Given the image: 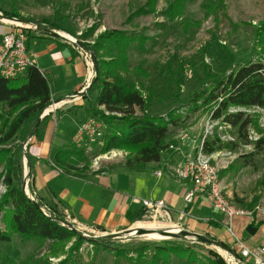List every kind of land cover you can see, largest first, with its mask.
I'll return each instance as SVG.
<instances>
[{
	"label": "rangeland",
	"instance_id": "1",
	"mask_svg": "<svg viewBox=\"0 0 264 264\" xmlns=\"http://www.w3.org/2000/svg\"><path fill=\"white\" fill-rule=\"evenodd\" d=\"M170 1L157 0L153 11L143 13L147 0H0V15L6 18L5 14L14 13L22 25L44 23L48 30L67 34L83 46L93 44L104 31L117 30L146 36L148 40L142 51L135 43L128 47L127 70L122 75L128 84L135 86L147 98L148 112L164 119L174 118L165 140L166 153L170 152L168 145L176 147L177 136L184 134L194 140L193 146H197L203 140L207 124L213 125L204 144L220 146L211 153V162L218 166L223 185L233 192L234 199L236 192L242 194L241 204L246 205L251 200L264 206V109L230 110L242 111L251 120L244 140L238 138L236 128L211 120V107L203 106L202 101L196 105L193 102L197 94L211 88L212 78L227 75L245 63L264 64V41L263 49L257 43V28L264 21V0H223L222 4L218 0H186L180 15L173 19L164 14ZM208 8H212L213 13H208ZM4 18H0L1 27L12 31ZM188 22H197L198 26L185 28ZM21 32L26 37L30 34ZM113 53L115 50L106 45L100 54L105 58ZM135 67H140L144 75L133 71ZM90 112L89 116H94ZM136 114L141 115V112L136 109ZM105 115L108 116L107 113ZM104 124L107 136L112 128ZM104 143L105 138L90 151H81L82 155L73 159L76 168L84 172L94 169L101 174L116 168L128 171L142 168L130 170L125 167L126 160L133 157L125 150L111 149L101 153ZM65 148L75 147L71 141ZM20 165L23 176L22 158ZM141 174L132 175L134 180L130 179L131 183L127 180L120 183V190L130 192L131 187L139 186V182L142 185ZM4 192L5 188L0 184V197ZM140 194L135 193L134 196L139 198ZM138 198L132 201L138 205L137 208H130L126 214L127 227L117 231L106 232L70 222L89 240L83 241L77 251L67 253L73 239L67 244L22 242L15 235L9 244L0 243V264H149L159 248L174 247L187 252H168L167 258L160 253L158 264H219L218 261H222L219 247L198 243L189 239V235L187 238H183L184 235L174 237L159 233V229H143L146 223L153 224L155 228L166 224L151 221L143 224ZM4 221L5 216L0 213L1 231L5 228ZM211 227L218 230L217 226ZM181 228L186 234H200L219 243L223 241L218 234ZM164 230L168 232L171 228L165 227ZM223 230L222 237L229 238V233ZM91 240L98 243L93 245ZM101 244H108L107 248Z\"/></svg>",
	"mask_w": 264,
	"mask_h": 264
},
{
	"label": "trees",
	"instance_id": "2",
	"mask_svg": "<svg viewBox=\"0 0 264 264\" xmlns=\"http://www.w3.org/2000/svg\"><path fill=\"white\" fill-rule=\"evenodd\" d=\"M156 1L147 0L146 9L142 12L153 11ZM185 1L171 0L164 11L167 18L178 17ZM222 1L218 0L220 4ZM207 12L213 13V9L208 8ZM5 15L17 18L14 13ZM184 26L197 27L198 23L188 22ZM147 40L144 35L134 36L112 30L99 34L93 44L84 45L87 50L94 53L97 61L96 77L86 91V94L96 93L90 114L94 113L93 117L102 119L112 128L105 136V143L100 152L105 153L111 149L127 151L133 156L125 163V167L130 170L160 162L161 155L167 148L165 140L168 128L175 121L174 118L164 119L148 112L147 98H144L135 86L128 84L122 75L123 71L127 70L128 47L135 43L142 51ZM263 41L264 21L260 22L257 28V43L261 49H263ZM106 45L113 48L115 53L103 58L100 53ZM133 71L144 75L140 67H135ZM210 82L212 86L209 90H204L194 97V105L202 101L203 106L211 107V120H219L236 128L238 138L245 140L251 120L242 111L230 112V110L264 109V64L245 63L231 70L227 75L212 78ZM51 101L49 77L34 65L16 78L6 79L0 76V184L5 188V192L0 197V213L5 216V228L3 231L0 230V243L9 244L15 235L22 242L51 241L56 244H67L73 239L67 252L69 254L77 251L87 239L80 232L62 226L58 223V218L46 217L39 209L41 207L39 203L34 205L30 201L23 189L20 165L21 142L25 139L24 136H20L22 130L28 123L36 121ZM136 109L141 115L136 114ZM17 139L19 142L15 143ZM218 149L220 146H214L213 143L203 145L205 154H211ZM81 155L82 152L75 148H63L54 152L52 162L65 175L81 178L78 174L84 171L76 168L73 163V159ZM94 243L98 242H91L95 245ZM101 245L107 248L108 244ZM168 252L177 254L187 250L176 247L159 248L149 264H158L160 253L167 258ZM218 263L223 264L221 260Z\"/></svg>",
	"mask_w": 264,
	"mask_h": 264
},
{
	"label": "crops",
	"instance_id": "3",
	"mask_svg": "<svg viewBox=\"0 0 264 264\" xmlns=\"http://www.w3.org/2000/svg\"><path fill=\"white\" fill-rule=\"evenodd\" d=\"M6 32L8 31L0 25V34ZM26 47L32 55L34 66L49 77L52 100L57 101L75 95L91 83L92 79L89 77L83 58L67 42L51 36L30 33L26 39ZM95 96V92L87 94L85 92L79 100L69 101L55 114L44 116L40 120L37 118L22 130L21 135L25 137L23 142L30 140L26 159L30 175L29 187L35 194L36 202L52 216L63 218L61 220L67 223L76 222L82 226L114 232L127 227V212L130 208L138 206L132 202L134 198H138L134 194L141 193L138 198L139 213L140 211L142 213L143 200H162L170 208L173 222L178 223L177 216L184 209L183 199L191 184L177 180L170 172L180 161V154L188 155L194 152L195 148L191 143L182 144L178 139L179 136L176 145L181 151L180 154L174 151L164 152L166 156L161 155L159 163L146 164L138 171L116 168L101 174L93 169L79 173L81 178H73L54 166L52 155L70 144L77 123L89 117ZM18 142L19 139L15 140V143ZM144 170L147 172L145 173ZM157 171L161 172L160 176H155ZM139 173H142V185L139 182V186L134 189L131 187L130 192L120 190V183L125 180L131 183V180H134L132 175ZM220 183L224 193L238 207L249 210L259 203H252L249 200L246 205L241 204L239 199L242 194L236 192L234 199L233 192L227 190L222 180ZM105 194L107 197H104ZM222 223L221 215L201 199L196 200L188 208L185 219L179 222L184 228L193 232L218 234L219 239L223 240L224 248L235 250L231 236L222 237L224 231ZM249 225L256 228L252 235L246 232ZM211 226H217L218 230ZM232 231L248 246H264V223L255 225L249 218L238 216L232 221ZM254 239L256 240L253 241Z\"/></svg>",
	"mask_w": 264,
	"mask_h": 264
},
{
	"label": "built area",
	"instance_id": "4",
	"mask_svg": "<svg viewBox=\"0 0 264 264\" xmlns=\"http://www.w3.org/2000/svg\"><path fill=\"white\" fill-rule=\"evenodd\" d=\"M18 22L8 23L13 30L0 34V76L3 78H16L21 76L25 70L34 65L32 55L29 53L26 47V35L21 30L58 38L53 33L58 34L61 37L66 38L67 43L71 45L78 54L83 58L85 66L89 71L90 79L94 77V67L92 63L93 53L87 50H83L77 45V41L71 36L64 34L56 30H48L43 24L26 23L22 25ZM63 35H67L63 36ZM63 41V40H62ZM66 42V41H64ZM90 83L86 86H89ZM86 88H83L75 95L68 96L66 98L54 101L48 105L46 109L39 115L38 120L44 116L55 114L57 110L61 109L65 104L72 100H79L83 95ZM213 125L207 124L203 140L194 148V152L188 155H181L180 149L174 145H168L170 151L180 154L181 159L175 167L171 169V174L180 181L189 182L191 188L185 194L183 202L184 209L178 213V223L173 222L171 210L167 204L162 200H143L142 201V223L145 221H151L152 223L166 224V226H160L158 232H162L165 227L174 228L177 233L183 231L181 223L186 215L188 208L194 204L196 200H205L210 208L217 212L222 217L223 228L229 233L235 245V250H229L227 248H220L219 253L222 258L223 264H264V246H248L246 243L236 237L232 231V221L238 216H245L250 221L257 225L264 223V206L261 203H257L253 208L246 210L238 207L232 199H230L225 193L220 183L219 168L215 163L211 162L212 155L205 154L203 151L204 139L208 133H210ZM105 138V124L99 118L89 116L81 121L75 130L72 137V144L75 149L88 152L91 148L101 143ZM182 144L192 143L194 140L188 135H182L179 137ZM29 139L21 143V154L23 159V189L25 195L30 199L32 203H37L35 200V194L30 191V177L27 169V146ZM166 152V149L165 151ZM161 172H155V176H160ZM41 212L48 218L51 216L45 209L39 207ZM62 226L67 227L64 223L59 222ZM77 231L78 229L73 226ZM79 232V231H78Z\"/></svg>",
	"mask_w": 264,
	"mask_h": 264
},
{
	"label": "water",
	"instance_id": "5",
	"mask_svg": "<svg viewBox=\"0 0 264 264\" xmlns=\"http://www.w3.org/2000/svg\"><path fill=\"white\" fill-rule=\"evenodd\" d=\"M0 18H4V16L0 15ZM6 19H8V20H15V18H8V17H6ZM17 21H18V20H17ZM53 35L56 36V37L61 38L63 41H66V42L68 41L66 38L61 37V36H59V35L56 34V33H53ZM77 45H78L80 48H83V49L85 48V46H83L82 44H80V43H78V42H77ZM84 50H87V49L85 48ZM87 51L92 52V51H90V50H87ZM92 53H93V52H92ZM92 63H93V67H94V79H95V77H96V73H97V65H96V59H95V57H94V53H93V56H92ZM91 83H92V82H91ZM91 83H90L89 86L85 89L84 92L87 91V89L90 87ZM33 204H34V205H37V203H33ZM58 221L64 223V224H65L67 227H69L70 229H73L74 231L78 232L75 228H73V226H72L71 224L65 222L64 220L59 219ZM255 230H256V228H254L252 225H249L248 228L246 229V232H247L248 234L252 235V234L255 232ZM160 233H161V234H166L167 232L162 231V232H160ZM183 235H184V236H183ZM187 235L190 236L189 239H192L193 241H196V242H198V243H201V244H207V245H212V246L220 247V248H224L223 245H222L221 243L216 242V241H212V240H210V239H208V238H206V237H204V236H202V235H200V234H189V233L186 234L185 232H180V233H178V234H177V233H176V234H171V236H174V237L183 236V237H185V238H187ZM83 237H84V236H83ZM84 238H87V237H84ZM91 241H93V240H91Z\"/></svg>",
	"mask_w": 264,
	"mask_h": 264
},
{
	"label": "bare ground",
	"instance_id": "6",
	"mask_svg": "<svg viewBox=\"0 0 264 264\" xmlns=\"http://www.w3.org/2000/svg\"><path fill=\"white\" fill-rule=\"evenodd\" d=\"M3 21L4 22H7V23H10V22H13V23H15V24H18V22H16V21H13V20H8V19H6V18H4L3 19ZM64 36H66V37H68L67 35H64ZM69 38V37H68ZM140 223V222H139ZM137 225H138V223H137ZM162 228V227H161ZM143 229H146V230H154V229H160V228H155L154 227V225L153 224H147L146 223V225L144 224V227H143ZM168 234H176L177 233V231L173 228H171V230H169L168 232H167ZM184 238V237H183ZM218 251V250H217Z\"/></svg>",
	"mask_w": 264,
	"mask_h": 264
}]
</instances>
